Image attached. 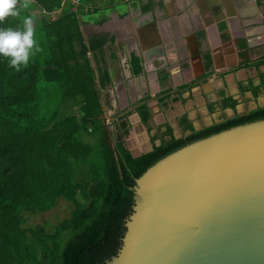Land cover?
<instances>
[{"label":"trees","instance_id":"obj_1","mask_svg":"<svg viewBox=\"0 0 264 264\" xmlns=\"http://www.w3.org/2000/svg\"><path fill=\"white\" fill-rule=\"evenodd\" d=\"M93 1L81 0L75 11L73 0H33L22 16L35 19L43 51L19 72L0 58V264H105L121 249L136 181L149 168L194 142L264 120L260 107L200 131L189 126L185 138L168 127V139L135 158L125 143L129 122L111 132L103 119L96 71L106 40L86 41L79 20ZM21 24L10 18L0 28ZM137 110L147 124L148 108ZM61 199L75 207L54 233L23 227L24 214L48 212Z\"/></svg>","mask_w":264,"mask_h":264},{"label":"crops","instance_id":"obj_2","mask_svg":"<svg viewBox=\"0 0 264 264\" xmlns=\"http://www.w3.org/2000/svg\"><path fill=\"white\" fill-rule=\"evenodd\" d=\"M84 13L85 40H106L96 66L103 119L140 131L131 153L161 145L168 127L185 138L189 126L200 131L264 107V0H98Z\"/></svg>","mask_w":264,"mask_h":264},{"label":"water","instance_id":"obj_3","mask_svg":"<svg viewBox=\"0 0 264 264\" xmlns=\"http://www.w3.org/2000/svg\"><path fill=\"white\" fill-rule=\"evenodd\" d=\"M134 192L121 249L105 264H264V120L167 156Z\"/></svg>","mask_w":264,"mask_h":264},{"label":"clouds","instance_id":"obj_4","mask_svg":"<svg viewBox=\"0 0 264 264\" xmlns=\"http://www.w3.org/2000/svg\"><path fill=\"white\" fill-rule=\"evenodd\" d=\"M33 0H0V25L10 18H20L19 27L0 28V58L8 61V66L16 72L28 67L33 56L43 51L37 38L35 19L22 16L30 8Z\"/></svg>","mask_w":264,"mask_h":264},{"label":"rangeland","instance_id":"obj_5","mask_svg":"<svg viewBox=\"0 0 264 264\" xmlns=\"http://www.w3.org/2000/svg\"><path fill=\"white\" fill-rule=\"evenodd\" d=\"M86 17L87 16H85L84 18ZM248 102H249L248 104H250V101ZM104 120L106 124L109 126L110 131L113 132L114 131V128H112L113 122L108 121L106 118ZM139 134L140 131H134L131 127L129 135L125 139L126 146L127 143H129V145L131 146L132 143L130 142V140L132 138H135V136H138ZM85 139L87 140V138ZM88 142H93V140L89 139ZM74 207L75 204L73 202L61 199L58 201L57 205L48 212L39 213V214H32V213L24 214L23 227L26 229L42 228L47 233H54L59 224L71 218Z\"/></svg>","mask_w":264,"mask_h":264},{"label":"built area","instance_id":"obj_6","mask_svg":"<svg viewBox=\"0 0 264 264\" xmlns=\"http://www.w3.org/2000/svg\"><path fill=\"white\" fill-rule=\"evenodd\" d=\"M73 5H74V8H76V7H78L79 5H80V3H81V0H73ZM112 128H114L115 129V124L113 123V125H112Z\"/></svg>","mask_w":264,"mask_h":264},{"label":"flooded vegetation","instance_id":"obj_7","mask_svg":"<svg viewBox=\"0 0 264 264\" xmlns=\"http://www.w3.org/2000/svg\"><path fill=\"white\" fill-rule=\"evenodd\" d=\"M252 112V111H251ZM250 113V112H249ZM249 113H247V114H249ZM247 114H245V115H247ZM241 116H244V115H241ZM233 119V118H232Z\"/></svg>","mask_w":264,"mask_h":264}]
</instances>
